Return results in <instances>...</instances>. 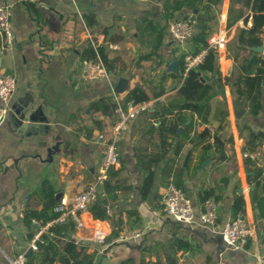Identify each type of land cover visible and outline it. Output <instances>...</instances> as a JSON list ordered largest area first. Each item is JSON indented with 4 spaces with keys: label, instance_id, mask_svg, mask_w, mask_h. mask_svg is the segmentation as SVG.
<instances>
[{
    "label": "crops",
    "instance_id": "0c3cea01",
    "mask_svg": "<svg viewBox=\"0 0 264 264\" xmlns=\"http://www.w3.org/2000/svg\"><path fill=\"white\" fill-rule=\"evenodd\" d=\"M164 1L0 0V5L9 6L13 30L12 45L0 52V73L15 77L8 112L0 123V264H9L8 257L18 253L32 252L30 239L43 223L35 216L26 223V211L44 210L50 219L56 214L54 204L69 200L93 180L114 117L92 112V100L116 94L126 97L129 88L160 78L165 91L158 100L178 96V58L193 50L194 44L175 42L166 25L186 13L197 17L198 10L184 7L166 20ZM247 3L221 0L215 10L212 31L224 27L227 41L225 51L216 55L213 70L201 73L203 80L212 83L201 102L209 108L208 121L185 110L186 120L175 134L163 132L165 136L156 127H146V110L129 121L118 143L120 165L110 168L105 180L108 189L101 185L104 195L98 199L104 217L94 216L91 204L83 213L88 227L99 222L106 229L104 244L78 240L72 225L54 231L57 242L71 239L89 254L88 264H119L126 258L133 264H264V218L251 203L254 186L247 182L252 170L264 166V139H256L253 148L248 140L250 132L264 134V79L260 108L251 113L248 100H235L231 84L237 63L227 48L237 40L238 30L252 26L253 13ZM84 13L94 16L91 24ZM140 17L163 29V41L159 58L137 63V56L148 50L136 32L135 20ZM259 37L260 42L240 49L239 57L264 56V26ZM100 43L107 44L110 56L124 61L122 74L86 77L81 54ZM250 46L261 49L254 51ZM148 101L149 111L153 99ZM22 106L27 114L37 110L32 123L36 129H21L16 113ZM191 119L192 126L185 127ZM219 121L222 127H216ZM168 182H178L191 200L196 218L192 223L177 222L164 211L161 197ZM208 196L219 203L220 224L235 215L234 201L242 197L240 212L251 229L245 243L227 246L221 242L219 249L216 232L197 220Z\"/></svg>",
    "mask_w": 264,
    "mask_h": 264
},
{
    "label": "trees",
    "instance_id": "16d2710c",
    "mask_svg": "<svg viewBox=\"0 0 264 264\" xmlns=\"http://www.w3.org/2000/svg\"><path fill=\"white\" fill-rule=\"evenodd\" d=\"M251 10L253 23L247 30H238L237 40L234 43H228L229 54L233 56L237 70L233 76L232 88L235 94V100L245 98L248 100L249 112L256 113L260 108L259 89L261 81L264 79V56L254 54L252 57H239L238 51L245 50L255 42H260L259 37L260 28L264 26V0H244V3ZM221 0H165L162 4V14L169 20L177 11L182 8H196L198 25L194 34L187 40H191L194 44V49L191 52H197L201 47L206 46L207 36L213 29L215 21V10L219 8ZM87 24H91L94 16L90 13L83 14ZM168 27V24L166 25ZM135 27L140 44L147 51L141 52L136 62L141 63L153 56L160 57V48L163 41V29L158 28L151 19L140 17L135 20ZM105 31V30H104ZM113 37H110L112 41ZM109 48L106 43L96 44L95 47H86L82 54V59L95 60L99 58L109 73L122 74L126 70L124 61L118 55L110 56L108 54ZM217 52L209 48L202 60L197 66L190 68L183 74V60L182 54L178 58V67L180 71L179 82L175 87L177 97L170 99V101L161 102L158 97L165 91L163 80L160 78L157 82L145 80L143 85H135L127 90L126 98L135 102H143L153 99L151 110H146V127H156L160 134L165 136L163 132L175 134L176 128L186 120L184 115L185 110H190L197 114V117L202 122L208 121L209 108L205 103H201L204 97L212 90V83L208 80H203L201 73L204 71H212L214 67V60ZM246 70V73H243ZM254 70V71H253ZM251 72H253L251 74ZM174 76V74L169 73ZM199 102V103H198ZM114 97L111 95L101 96L91 101V111L100 112L103 116H112L114 109ZM153 120H157L158 124L154 125ZM193 120L191 119L185 127H191ZM216 127H222V124H217ZM264 139V134L258 132H250L248 140L252 142ZM161 148L163 149L164 141L161 139ZM180 145L176 149L179 151ZM140 148H136L138 155ZM164 151V150H163ZM149 164H150V159ZM247 160V159H246ZM155 161V159L153 160ZM149 170L151 171V165ZM151 172L146 176L147 182ZM247 182L254 186V190L250 193V200L255 209L258 210L260 217L264 218V166L256 167L247 175ZM178 185V182H175ZM43 185H46L43 184ZM105 190L108 189L106 181L103 183ZM148 185V184H147ZM101 199L95 200L91 203L96 210L93 211L94 216L104 217L103 211L100 207ZM244 201L242 197H237L234 201L233 211L237 214L243 210ZM30 216L37 217L41 223H44L49 217L45 211L33 212L26 211L24 221L30 223ZM72 224H59L53 226V230L60 231L68 228ZM43 241L38 242L37 249L32 250L31 253L25 255L24 264H88L90 257L83 249L74 243L71 239L60 240L57 242L54 236L43 235ZM131 258H126L119 262V264H133Z\"/></svg>",
    "mask_w": 264,
    "mask_h": 264
},
{
    "label": "built area",
    "instance_id": "2783aa9c",
    "mask_svg": "<svg viewBox=\"0 0 264 264\" xmlns=\"http://www.w3.org/2000/svg\"><path fill=\"white\" fill-rule=\"evenodd\" d=\"M198 20L195 14L186 13L174 18L168 25L177 43L188 40L195 32ZM227 34L224 27L211 31L207 36V44L197 52L184 51L182 53L183 74L190 68L202 62L207 50L214 49L217 53L225 51ZM13 43V30L10 24V11L8 5H0V52L7 51ZM92 45L94 43L92 42ZM81 68L88 78H107L108 70L99 58L82 59ZM15 87V77L8 72L0 73V123L8 112L7 103ZM113 120L110 125L109 137L105 149L99 159L96 174L93 180L78 191L69 200L63 198L52 206V211L56 213L53 217L40 224L32 238L29 247L36 250L38 242L43 241V235H54L53 226L71 223L76 231L77 239L92 240L99 244H104L107 236L106 229L101 223L95 222L88 227L83 217V213L88 206L104 195L101 185L109 176L111 167L120 165V153L118 143L123 132L127 129L129 121L134 119L142 111L147 110L150 101L135 102L121 95H114ZM163 99V96L160 97ZM158 124L157 120H153ZM100 136H102L100 134ZM161 202L164 211L175 221L180 223H192L195 218L192 202L183 189L174 182H168L164 188ZM219 203L213 196L205 197L197 217L200 224L211 227L216 234L220 235L222 242L227 246H238L246 242L251 234L248 221L243 213L238 212L228 218L223 224L218 221ZM9 264H24L25 254L18 253L13 257H8Z\"/></svg>",
    "mask_w": 264,
    "mask_h": 264
},
{
    "label": "water",
    "instance_id": "95a60500",
    "mask_svg": "<svg viewBox=\"0 0 264 264\" xmlns=\"http://www.w3.org/2000/svg\"><path fill=\"white\" fill-rule=\"evenodd\" d=\"M250 49L251 50H260L261 49V46H250ZM175 63H177V61H175ZM39 106V105H38ZM26 106H22L20 107L19 111L16 113V116H17V121L20 122L19 125H21V129L24 128V130H33V129H36L37 126L33 125L32 123L35 122V118H36V114H37V110L36 109H33L32 111H30L28 114L26 113ZM27 118V122H24V118ZM99 200V199H97ZM217 240L219 241L220 245H219V249H222L223 248V245H222V240L220 238V235L217 234Z\"/></svg>",
    "mask_w": 264,
    "mask_h": 264
},
{
    "label": "rangeland",
    "instance_id": "374dc122",
    "mask_svg": "<svg viewBox=\"0 0 264 264\" xmlns=\"http://www.w3.org/2000/svg\"><path fill=\"white\" fill-rule=\"evenodd\" d=\"M226 119L228 120V118L226 117Z\"/></svg>",
    "mask_w": 264,
    "mask_h": 264
}]
</instances>
